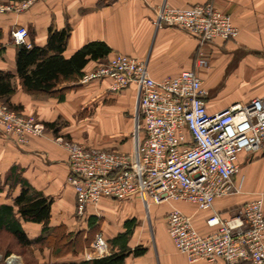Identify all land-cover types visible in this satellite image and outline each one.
Here are the masks:
<instances>
[{
    "label": "crops",
    "instance_id": "crops-1",
    "mask_svg": "<svg viewBox=\"0 0 264 264\" xmlns=\"http://www.w3.org/2000/svg\"><path fill=\"white\" fill-rule=\"evenodd\" d=\"M21 0H0V5ZM206 0H35L29 8L16 12L0 10V71L10 72L15 92L8 98L13 111L33 115L42 123L43 134H28L25 144L0 130V205L13 207L16 218L29 239L22 247L8 232L9 242L0 246L10 250L20 246L37 264L76 263L99 258L91 251V242L101 232L110 250L121 249L119 235L133 224L125 243L129 249L144 247L140 255L129 254L122 264H192L187 254L178 250L167 228V214L178 207L192 216L201 234L215 229L207 219L218 214L228 218L253 199L264 202V149L239 155V171L234 182L240 191L215 199L212 208L201 209L195 203L176 200L165 203L144 201L139 195L122 200L103 197L90 204L80 217L76 212V195L69 181L68 152L60 139L85 144L93 149L131 152L136 145L139 89L136 84L116 90L113 79L104 77L86 82H64L63 100L46 92L24 89L17 73L19 45L11 31L26 26L28 41L43 46L49 28L71 32L63 51L70 58L84 44L93 40L106 42L112 49L107 57L89 60L82 69L91 70L114 53L143 60L156 80L177 76L183 69L196 68L206 89L210 111L236 102L264 97V0H213L215 6L230 15L239 32L235 38H216L205 45L208 64H195L198 39L195 34L163 23L156 24V12L164 4L186 8ZM54 123L56 131L47 124ZM15 172L29 182L33 190L52 198L48 228L42 222L26 221L17 213L16 198L22 185ZM48 229V231H46ZM0 249V250H2ZM218 264L224 261L219 259ZM0 264H6L0 258ZM194 264H214L200 259ZM235 264H253L242 261Z\"/></svg>",
    "mask_w": 264,
    "mask_h": 264
},
{
    "label": "built area",
    "instance_id": "built-area-1",
    "mask_svg": "<svg viewBox=\"0 0 264 264\" xmlns=\"http://www.w3.org/2000/svg\"><path fill=\"white\" fill-rule=\"evenodd\" d=\"M34 1L0 5V10L21 12ZM163 23L197 36V67L208 64V42L235 38L239 32L230 15L218 9L213 0L186 8L164 4L156 12V24ZM11 35L17 45L30 44L26 26H16ZM104 77L113 79V89L132 83L139 89L136 145L131 152L108 151L60 139L68 152L69 181L80 217L88 205H97L103 197L127 200L137 194L146 202L182 200L209 209L216 198L240 191L234 182L239 155L264 149V97L210 111L196 68L156 80L143 60L119 52L84 72L81 80ZM0 130L25 144L29 133L41 135L44 126L0 103ZM207 223L215 229L201 234L191 215L175 206L168 211L169 235L190 263L205 259L218 264L221 259L223 264H264L262 197L246 202L228 218L214 214ZM90 247L98 257L111 252L101 232ZM4 259L6 264H20L12 255Z\"/></svg>",
    "mask_w": 264,
    "mask_h": 264
},
{
    "label": "trees",
    "instance_id": "trees-1",
    "mask_svg": "<svg viewBox=\"0 0 264 264\" xmlns=\"http://www.w3.org/2000/svg\"><path fill=\"white\" fill-rule=\"evenodd\" d=\"M71 32L69 25L62 29L49 28L47 43L43 46L30 42L29 45L21 44L17 50L16 65L17 73L22 86L29 92H46L63 100L66 94V87L61 84L68 81L77 80L83 76V68L89 60H100L112 51L111 47L104 41L93 40L84 44L70 58L63 56V51ZM5 51V46L0 42V55ZM10 72L0 71V102L8 103V98L15 92V86ZM56 131L54 123L47 124ZM18 175L13 172L12 180H16ZM22 185V192L16 198L17 213L26 221L42 222L48 228L51 218L52 198L33 190L27 180L18 177ZM133 224L127 222V230L120 234L118 239L121 249L115 251L111 249L110 254L84 260L79 264H122L129 254L140 255L145 252L144 247L129 249L125 243L128 235L132 231ZM0 231L10 233L22 247L30 241L27 238L21 222L16 218L13 207L10 205H0ZM48 231V229L46 230ZM10 250L5 254L9 255ZM65 264V263H53ZM76 264V263H70Z\"/></svg>",
    "mask_w": 264,
    "mask_h": 264
},
{
    "label": "rangeland",
    "instance_id": "rangeland-1",
    "mask_svg": "<svg viewBox=\"0 0 264 264\" xmlns=\"http://www.w3.org/2000/svg\"><path fill=\"white\" fill-rule=\"evenodd\" d=\"M0 103L6 105L10 110H12V109L8 106L7 103H5V102H0ZM12 111H13V110H12ZM14 112H16V113H18V114H20V115H23L21 112H17V111H14ZM23 116H24V117H27V118H28V117H32V118H34L35 121L39 122V120H37L36 117L33 116V115H32V116H31V115H28V116L23 115ZM39 123H41V122H39ZM41 124H42V123H41ZM44 130H45V128H44ZM63 141H68V140H63ZM68 142H71V143L77 144V145H79V146H82V147H85V148L90 149L89 146H86L85 144H82V143H78V142H75V141H68ZM163 203H165L164 205H166V204H167V201H165V202H163ZM81 217H82V216H81ZM0 239H1V241H2V245H5V244H7V243L9 242V236L1 235V236H0ZM0 249H2L1 246H0ZM3 251H4L3 249L0 250V255L6 257L7 255H6L5 253H3ZM10 251H11V253H10L9 255H15V256L17 257V260H19L18 262H19L20 264H37V261H36L32 256H30L29 254H26V250H25L24 248H21V247L18 246V245H17V246L11 245V247H10ZM4 257H3V260L5 261ZM5 263H6V262H5Z\"/></svg>",
    "mask_w": 264,
    "mask_h": 264
},
{
    "label": "bare ground",
    "instance_id": "bare-ground-1",
    "mask_svg": "<svg viewBox=\"0 0 264 264\" xmlns=\"http://www.w3.org/2000/svg\"><path fill=\"white\" fill-rule=\"evenodd\" d=\"M12 256L15 257V259H16L15 261H17V263H19V262H18L19 260H17V257H16L15 255H12Z\"/></svg>",
    "mask_w": 264,
    "mask_h": 264
}]
</instances>
